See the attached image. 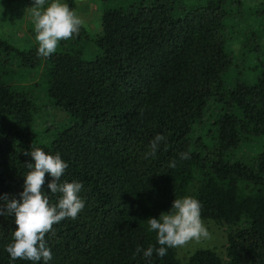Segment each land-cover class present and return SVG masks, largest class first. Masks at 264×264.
<instances>
[{
    "label": "trees",
    "instance_id": "16d2710c",
    "mask_svg": "<svg viewBox=\"0 0 264 264\" xmlns=\"http://www.w3.org/2000/svg\"><path fill=\"white\" fill-rule=\"evenodd\" d=\"M76 1L61 3L77 13ZM99 2V33L82 26L50 58L0 34V197L21 198L35 163L24 153L41 148L68 163L62 182L81 183L85 201L46 235L47 264H223L211 249L144 258L159 247L148 219L187 196L226 230L225 264H264V0ZM21 69H38V82L17 85ZM157 134L166 143L144 159ZM251 140L263 146L237 155ZM52 179L42 191L55 205ZM16 229L0 216V264H44L10 258Z\"/></svg>",
    "mask_w": 264,
    "mask_h": 264
},
{
    "label": "clouds",
    "instance_id": "9594fccd",
    "mask_svg": "<svg viewBox=\"0 0 264 264\" xmlns=\"http://www.w3.org/2000/svg\"><path fill=\"white\" fill-rule=\"evenodd\" d=\"M45 4L46 0H34V6L30 9L38 43L37 55L50 58L56 53L61 41L79 35L84 20L59 0H54L47 8ZM162 143H166L165 135L157 134L143 158H154ZM24 155L30 156L35 163L26 164L30 171L26 175L21 198L9 200L7 194L0 197L5 201L0 205V216H14L17 225L13 243L8 245L6 251L13 261L43 260L47 264L53 256L45 237L54 232L55 224L66 218L76 219L84 210L85 201L79 196L83 185L79 182H62L69 165L59 153L53 156L41 148H32L31 152H25ZM179 156L181 160L190 158L189 152H181ZM168 166L175 168L176 160L173 159ZM46 173L53 178L48 184L51 194H60L58 204H50L49 197L42 191ZM201 209L202 205L197 199L187 196L176 198L170 212L162 213L159 219L149 218V230L156 233L159 247L150 245L143 250L144 258L150 260L154 252L163 258L169 248H182L191 242L200 243L210 239V233L201 219ZM141 251L142 248L138 246L136 255Z\"/></svg>",
    "mask_w": 264,
    "mask_h": 264
},
{
    "label": "rangeland",
    "instance_id": "374dc122",
    "mask_svg": "<svg viewBox=\"0 0 264 264\" xmlns=\"http://www.w3.org/2000/svg\"><path fill=\"white\" fill-rule=\"evenodd\" d=\"M52 2H54V0H46L45 6ZM59 2L61 3L63 0H59ZM76 2L77 13L84 20L83 27L88 32L90 38L93 39L100 31V2L99 0H77ZM33 6L34 0H0V34L18 47H38L30 9ZM42 10L43 9H41V11ZM89 43L90 41L88 44ZM233 47L237 48L235 45H233ZM234 74V72L228 74L227 80L235 76ZM13 80L17 85H33L38 82V69H21L14 75ZM46 92V86L40 84L37 89L36 103L40 107L44 106V112L50 113V108L47 106L49 102ZM262 146V140H251L242 145L237 155H242L245 151L254 153ZM193 190L194 186H191L189 192ZM171 208L172 205L162 213L170 212ZM201 219L208 229L211 238L201 241L200 243L191 242L186 247L174 248L176 257L184 261L190 254L198 249H211L221 257L223 264H225L227 259L225 252L226 230L213 220Z\"/></svg>",
    "mask_w": 264,
    "mask_h": 264
}]
</instances>
